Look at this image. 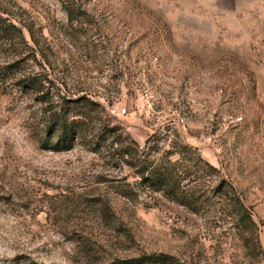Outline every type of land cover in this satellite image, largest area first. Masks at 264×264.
<instances>
[{"label":"rangeland","instance_id":"rangeland-1","mask_svg":"<svg viewBox=\"0 0 264 264\" xmlns=\"http://www.w3.org/2000/svg\"><path fill=\"white\" fill-rule=\"evenodd\" d=\"M0 18V264H264V0H0ZM56 111L83 127L67 151L43 146ZM151 164L186 202L144 186Z\"/></svg>","mask_w":264,"mask_h":264},{"label":"trees","instance_id":"trees-1","mask_svg":"<svg viewBox=\"0 0 264 264\" xmlns=\"http://www.w3.org/2000/svg\"><path fill=\"white\" fill-rule=\"evenodd\" d=\"M2 18H0V24ZM14 27V25H13ZM9 31L3 25H0V35L8 34ZM24 87L33 92H40L38 83L35 81H23ZM46 95L41 97L43 103L48 102ZM72 111L79 108V104L83 107H89L94 105V103L88 98H79L73 101ZM85 105V106H84ZM51 123H49V135L52 140L50 143H45L43 146L46 149H51L53 151H67L73 148L76 141L82 137L83 127L80 120L66 118V114H59L57 111L52 113L50 116ZM169 166H173V163H169ZM139 177L141 178L144 186L149 187L156 192H163L164 194H170L171 196L180 197L181 202L184 203L186 200L180 190V179L174 171L168 168L166 165L160 164L154 166L153 164L143 167L142 171L139 172ZM184 198V199H183ZM165 261L159 257L145 256L143 258H136L131 261H119L116 264H163Z\"/></svg>","mask_w":264,"mask_h":264},{"label":"built area","instance_id":"built-area-1","mask_svg":"<svg viewBox=\"0 0 264 264\" xmlns=\"http://www.w3.org/2000/svg\"><path fill=\"white\" fill-rule=\"evenodd\" d=\"M182 122H184V120H181Z\"/></svg>","mask_w":264,"mask_h":264}]
</instances>
